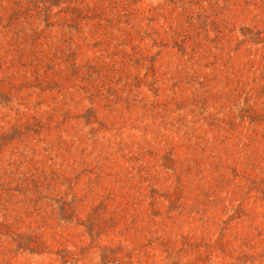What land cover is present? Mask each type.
Returning a JSON list of instances; mask_svg holds the SVG:
<instances>
[{"label":"rangeland","instance_id":"rangeland-1","mask_svg":"<svg viewBox=\"0 0 264 264\" xmlns=\"http://www.w3.org/2000/svg\"><path fill=\"white\" fill-rule=\"evenodd\" d=\"M0 264H264V0H0Z\"/></svg>","mask_w":264,"mask_h":264}]
</instances>
